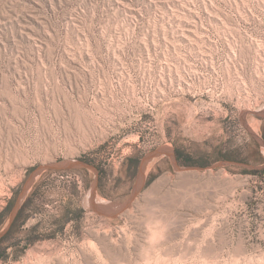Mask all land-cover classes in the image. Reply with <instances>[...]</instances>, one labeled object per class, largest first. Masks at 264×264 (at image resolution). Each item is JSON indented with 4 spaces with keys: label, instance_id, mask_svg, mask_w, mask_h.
Returning a JSON list of instances; mask_svg holds the SVG:
<instances>
[{
    "label": "rangeland",
    "instance_id": "374dc122",
    "mask_svg": "<svg viewBox=\"0 0 264 264\" xmlns=\"http://www.w3.org/2000/svg\"><path fill=\"white\" fill-rule=\"evenodd\" d=\"M0 264H264V0H0Z\"/></svg>",
    "mask_w": 264,
    "mask_h": 264
},
{
    "label": "flooded vegetation",
    "instance_id": "af4514ba",
    "mask_svg": "<svg viewBox=\"0 0 264 264\" xmlns=\"http://www.w3.org/2000/svg\"><path fill=\"white\" fill-rule=\"evenodd\" d=\"M26 207L27 204L25 203L20 207L15 219L13 220V224L11 225L9 233H12L16 228L21 227V223L27 220L28 215L25 214Z\"/></svg>",
    "mask_w": 264,
    "mask_h": 264
},
{
    "label": "water",
    "instance_id": "95a60500",
    "mask_svg": "<svg viewBox=\"0 0 264 264\" xmlns=\"http://www.w3.org/2000/svg\"><path fill=\"white\" fill-rule=\"evenodd\" d=\"M164 151H165L164 149H160L157 153L164 152ZM115 205L116 204H104V205H98V207L104 209L105 211L114 212V206ZM119 206L121 208H123L125 206V204H123V205L119 204Z\"/></svg>",
    "mask_w": 264,
    "mask_h": 264
},
{
    "label": "bare ground",
    "instance_id": "6f19581e",
    "mask_svg": "<svg viewBox=\"0 0 264 264\" xmlns=\"http://www.w3.org/2000/svg\"><path fill=\"white\" fill-rule=\"evenodd\" d=\"M168 153L174 158V155H173V152H172V151H169ZM144 171H145V170H143V174H144ZM141 178H142V177L140 176V180H142L144 177H143L142 179H141Z\"/></svg>",
    "mask_w": 264,
    "mask_h": 264
},
{
    "label": "crops",
    "instance_id": "0c3cea01",
    "mask_svg": "<svg viewBox=\"0 0 264 264\" xmlns=\"http://www.w3.org/2000/svg\"><path fill=\"white\" fill-rule=\"evenodd\" d=\"M26 204H27L26 210L28 211V210L30 209V206H31V205H30L29 203H27V202H26ZM19 209H20V208H19ZM28 218H29V217H28Z\"/></svg>",
    "mask_w": 264,
    "mask_h": 264
},
{
    "label": "trees",
    "instance_id": "16d2710c",
    "mask_svg": "<svg viewBox=\"0 0 264 264\" xmlns=\"http://www.w3.org/2000/svg\"><path fill=\"white\" fill-rule=\"evenodd\" d=\"M177 156L179 157V152L177 151Z\"/></svg>",
    "mask_w": 264,
    "mask_h": 264
}]
</instances>
